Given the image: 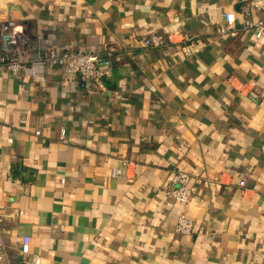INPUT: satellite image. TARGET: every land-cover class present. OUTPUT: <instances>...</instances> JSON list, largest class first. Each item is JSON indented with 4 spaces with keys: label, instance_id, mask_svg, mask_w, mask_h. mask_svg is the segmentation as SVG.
<instances>
[{
    "label": "crops",
    "instance_id": "crops-1",
    "mask_svg": "<svg viewBox=\"0 0 264 264\" xmlns=\"http://www.w3.org/2000/svg\"><path fill=\"white\" fill-rule=\"evenodd\" d=\"M248 2L0 0L32 58L100 53L90 88L58 66L0 73V264H26L25 238L41 264H264V38L217 34ZM189 37L206 45L188 55ZM176 170L197 189L187 237L163 186Z\"/></svg>",
    "mask_w": 264,
    "mask_h": 264
},
{
    "label": "built area",
    "instance_id": "built-area-1",
    "mask_svg": "<svg viewBox=\"0 0 264 264\" xmlns=\"http://www.w3.org/2000/svg\"><path fill=\"white\" fill-rule=\"evenodd\" d=\"M254 13L257 15L255 19ZM243 23L237 25L235 12L223 15L224 25L217 30L219 36H236L239 32H246L254 40L264 38V0H249L242 9ZM194 38H186L185 44H189L192 50L188 55L198 53L202 46L194 44ZM150 47L167 46L164 36L155 34L145 41ZM31 42L23 30L10 24H0V73L10 72L14 75L25 73L36 83H45L46 70L52 66L61 68V85L73 87L83 83L89 88L93 86L100 62V53L96 50H79L68 47L62 52L39 50L35 58L31 57ZM40 135V132L37 133ZM61 140L65 141V132H62ZM129 164L112 169L114 178L128 177ZM190 174L183 171H174L168 181L163 185L166 195L175 200L181 207L178 216L176 232L187 237L195 232V221L191 215V203L195 198L196 187L191 183ZM242 188L246 187V181L240 182ZM198 234H203L200 230ZM22 253L28 257L26 264H41L42 259L38 255H31L30 240L25 238L22 245ZM8 260V248L0 238V262Z\"/></svg>",
    "mask_w": 264,
    "mask_h": 264
},
{
    "label": "water",
    "instance_id": "water-1",
    "mask_svg": "<svg viewBox=\"0 0 264 264\" xmlns=\"http://www.w3.org/2000/svg\"><path fill=\"white\" fill-rule=\"evenodd\" d=\"M256 92H258V91H256ZM254 94H255V93H254ZM254 94H253V95H254ZM253 95H252V96H253Z\"/></svg>",
    "mask_w": 264,
    "mask_h": 264
}]
</instances>
